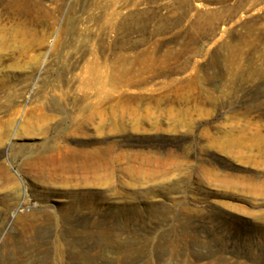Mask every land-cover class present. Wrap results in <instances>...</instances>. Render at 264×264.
I'll use <instances>...</instances> for the list:
<instances>
[{
	"label": "rangeland",
	"instance_id": "374dc122",
	"mask_svg": "<svg viewBox=\"0 0 264 264\" xmlns=\"http://www.w3.org/2000/svg\"><path fill=\"white\" fill-rule=\"evenodd\" d=\"M0 264H264V0H0Z\"/></svg>",
	"mask_w": 264,
	"mask_h": 264
},
{
	"label": "bare ground",
	"instance_id": "6f19581e",
	"mask_svg": "<svg viewBox=\"0 0 264 264\" xmlns=\"http://www.w3.org/2000/svg\"><path fill=\"white\" fill-rule=\"evenodd\" d=\"M261 2V1H260ZM187 5V4H186ZM153 53V52H152ZM170 55V54H169ZM150 56V55H149ZM134 59V58H133ZM141 59V58H140ZM169 60V59H168ZM154 61V60H153ZM143 63H147L146 61H143ZM143 63H142V65H143ZM151 64V63H150ZM154 64V63H153ZM157 64V63H156ZM159 64V63H158ZM154 66V65H153ZM158 67V66H157ZM144 68H145V71H147L148 69H146V67H145V65H144ZM143 68V69H144ZM151 68H153V67H151ZM153 70V69H152ZM131 71V70H130ZM140 71V70H139ZM150 71V70H149ZM132 72H134V71H132ZM137 72V71H136ZM152 72V71H151ZM149 73V72H148ZM158 73V72H157ZM103 74V73H102ZM140 74H141V72H140ZM152 74V73H151ZM96 75H97V73H96ZM143 75V74H142ZM91 76V75H90ZM94 77V76H93ZM98 77V76H97ZM96 77V78H97ZM149 77V76H148ZM153 77V76H152ZM92 78V77H91ZM99 78V77H98ZM143 80L144 79H142V82H143ZM94 82V83H93ZM99 82L100 84L102 83L103 84V82H101V81H97L96 79H92V82L90 83L91 84V86H93V85H97V83ZM113 84H117V85H119L120 87H129L130 88V86H134V85H136V84H138V83H140V82H138V81H135L134 80V78L132 77H130V73H127V74H123V75H121L119 78H115L113 81ZM148 82V81H147ZM104 85V84H103ZM108 85H110V84H108ZM87 86H88V83H87ZM138 86V85H137ZM94 88V87H93ZM97 88V87H96ZM103 88H104V86H103ZM117 88V87H116ZM94 90V89H93ZM114 92H116V91H114ZM95 96L97 97V98H103V99H101V101L99 102V104H98V107L99 108H96V110H95V113L93 114L94 115V118L92 117V119L89 121L90 123H95V120L97 119V120H99V121H97L98 123H96L97 125H98V130H107V128H109L110 129V131H124V130H126L127 128H132V129H139V128H142L143 126H145V123L147 122V120L146 119H137V118H135L136 116H135V114L136 113H134V112H137V111H134L133 109V111L134 112H131V113H126V112H123L122 113V111H121V113H122V115L121 114H119L120 113V111L118 112V114L116 113V111L114 110V111H112V113H108L107 111H109V109L111 110L112 108H109L108 106V104H110V101L111 100H113V99H111L110 98V95L108 94V93H106L102 88H97V90H96V93H95ZM121 99V98H120ZM126 101V100H125ZM132 101V100H131ZM131 101L129 102V104L131 103ZM134 101V100H133ZM124 102V101H123ZM140 102V101H139ZM128 103V102H127ZM121 104V103H120ZM137 104V103H136ZM108 105V106H107ZM131 105V104H130ZM129 105V106H130ZM140 105V104H139ZM112 106V105H111ZM125 106V108H127L126 107V104L124 105ZM123 106V107H124ZM132 106V105H131ZM90 107V106H89ZM105 107H108V108H105ZM116 107V106H115ZM120 107V106H119ZM122 108V107H121ZM137 109H138V107H137ZM111 112V111H110ZM132 113H134V114H132ZM113 114V115H112ZM81 122V121H80ZM88 122V123H89ZM90 125V124H89ZM82 127V126H81ZM91 127V126H90ZM80 132V131H79ZM103 131H101V133H102ZM107 132V131H106ZM114 133V132H113ZM7 138V137H6Z\"/></svg>",
	"mask_w": 264,
	"mask_h": 264
}]
</instances>
